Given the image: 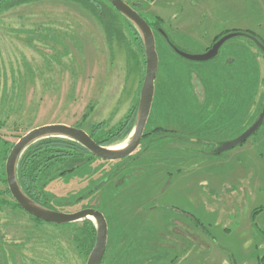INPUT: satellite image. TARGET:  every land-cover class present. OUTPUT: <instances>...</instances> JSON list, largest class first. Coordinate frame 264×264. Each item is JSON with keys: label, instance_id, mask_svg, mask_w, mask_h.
<instances>
[{"label": "rangeland", "instance_id": "rangeland-1", "mask_svg": "<svg viewBox=\"0 0 264 264\" xmlns=\"http://www.w3.org/2000/svg\"><path fill=\"white\" fill-rule=\"evenodd\" d=\"M12 1L0 6V264H86L72 236L82 221L56 226L30 217L9 193L7 158L22 136L46 124H81L88 133L95 123L119 128L139 106L145 53L127 24L122 35L109 33L78 0L9 7ZM127 1L145 2L142 16L195 54L229 30H252L264 40V0ZM157 37L160 69L148 136L124 171L95 162L105 165L98 178L113 179L74 211L86 202L102 208L110 236L105 264H262L264 123L242 144L216 149L261 113L264 59L255 58L254 76L248 60L258 52L239 35L227 40L222 58L194 62L200 71L188 72ZM228 59L237 65L227 66ZM234 74L243 76L238 85ZM84 185L55 182L50 190L62 197Z\"/></svg>", "mask_w": 264, "mask_h": 264}, {"label": "trees", "instance_id": "trees-1", "mask_svg": "<svg viewBox=\"0 0 264 264\" xmlns=\"http://www.w3.org/2000/svg\"><path fill=\"white\" fill-rule=\"evenodd\" d=\"M6 1L9 0H3L0 2V6ZM13 1L9 7L33 0ZM78 1L90 7V9L95 14L98 13L103 24L107 26L109 33L111 31H118L119 34L122 35V28H124V26L127 24V27L129 26L128 28L130 30V34L132 32V34L138 40L142 52L145 53V47L136 26L122 13L117 11L110 2L108 3L106 0H94L97 1L99 5H101L100 11L102 12V15H100L94 5L93 0ZM119 20H121V22H119ZM123 37H125V35H123ZM136 114H128L125 121L119 125V128H112L113 130L101 128V123L92 124L90 129L91 132L89 134L102 146L105 145L115 147L120 145L126 141V138L134 130L137 118ZM131 115H133V119L130 121ZM76 127L82 128L81 124L76 125ZM158 128L161 129L162 127L158 126ZM147 136V132H145L142 142L145 141ZM153 139L155 138L153 137ZM133 156L134 154H131L127 156V158L115 159V161L101 159L93 153H90L82 144L69 138L48 137L36 141L25 150L18 162L17 176L19 183L25 193H27L29 197L34 199L39 204L57 211L74 212V210H76L74 209L75 206L81 204L83 201H89L93 194L97 195L98 191H101L100 189H102L105 185L100 187L98 185L104 179L108 178V181L113 179L110 174L104 175L103 178H98L96 176L98 172H102L105 168V165L103 167L102 164H95L97 160H101L103 162L105 161L106 163L111 164V166H115L111 168H114L115 171L117 169L120 172L129 168L132 165V162L136 161L137 156L135 155L134 159ZM121 162L122 164H120ZM81 181H83L85 184L81 187V190L70 193L68 196L66 195L60 197L50 190V186L55 182H61L63 186H69L74 182ZM67 198L72 200H65ZM102 200L103 199H101V204ZM89 204L90 202L83 204V206H85L84 208L92 207ZM94 207L102 211L100 206L97 205ZM35 220L38 219L35 218ZM68 225H76V222L60 226ZM96 231V224L90 219H84L82 221V225H76L75 230L72 233V236L75 239L76 247L82 250L87 257L95 247L94 245L97 236ZM261 261V263L264 264V255L262 256ZM102 264H105V259L103 260Z\"/></svg>", "mask_w": 264, "mask_h": 264}, {"label": "water", "instance_id": "water-1", "mask_svg": "<svg viewBox=\"0 0 264 264\" xmlns=\"http://www.w3.org/2000/svg\"><path fill=\"white\" fill-rule=\"evenodd\" d=\"M3 0H0L2 2ZM110 3L115 7L117 11L122 13L130 22H132L138 33L141 35L143 45L145 47L146 57V74L144 77V83L141 89L139 98V106L137 109V118L134 126V130L130 134V139L126 142V145L121 148L110 147L99 144L95 141L90 134L82 129L71 126L69 124L57 123V124H46L37 127L29 131L26 135L22 136L16 144L12 147L11 152L6 162V178L9 190L13 198L17 201L19 206L31 216L51 224L64 225L72 222L83 221V219H93L96 224V242L95 247L88 256L86 264H102L105 259L107 251V243L109 239V224L102 211L97 208L87 207L82 210L74 212H62L47 208L38 202L34 201L31 197L25 193L22 186L19 183L17 176L18 162L25 152V150L33 143L38 140L48 137H63L69 138L75 142L82 144L90 153H93L97 157L106 160L115 161V159H124L127 156L136 152L142 142V138L146 132L147 124L151 117L152 108L154 105V99L156 95V78L158 74V66L160 56L158 55L156 36L153 31V27L147 22L146 18L140 15L133 6L129 5L125 0H109ZM159 31L166 36L163 29L159 27ZM244 35L243 32H235L227 34V36L221 38L216 44L205 51L202 54H189L184 51H179V55L189 58L197 62L210 61L216 58L220 48L230 38ZM167 37V36H166ZM260 47L264 50V46L258 42ZM258 118L254 121L249 128H247L241 136L227 142L220 143V146L216 149V152L220 153L225 150L232 149L233 147L242 144L248 138L253 136L255 132L264 123V107ZM189 139V138H188ZM191 141H200L190 139ZM106 180V179H105ZM104 180V181H105ZM104 181L98 186H102ZM1 235V231H0Z\"/></svg>", "mask_w": 264, "mask_h": 264}, {"label": "flooded vegetation", "instance_id": "flooded-vegetation-1", "mask_svg": "<svg viewBox=\"0 0 264 264\" xmlns=\"http://www.w3.org/2000/svg\"><path fill=\"white\" fill-rule=\"evenodd\" d=\"M108 3L110 2L109 0H106ZM129 5H131L127 0H125ZM146 5V3L144 2V3H142V2H134L131 6H133V8L136 10V11H138L139 13H140V15H142V13L144 12V6ZM145 7H148V5L147 6H145ZM146 18V17H145ZM147 20V19H146ZM147 22H149L150 23V25L153 27V31H154V33H155V36H156V43H158V41H157V39H158V37L157 36H161V38L163 39V42H164V44H166V46L169 48V51H170V53L171 54H173L172 56H175V58H176V60L178 61V60H180L181 62H182V64H184L183 66L184 67H187V71L188 72H190V71H200V68L198 67V66H195V65H193V64H195L194 62H197V61H192V60H190L189 58H187V57H184L183 55H179V53H178V50L179 51H184V52H187V53H189V54H195V53H192V52H190L187 48H186V46H184L183 44H180V43H178L175 39H174V36H173V33L172 32H170L169 30L170 29H164V28H162L163 29V31H164V33L166 34V36L165 35H163L160 31H159V27L158 26H154L153 25V23L151 22V21H149V19L147 20ZM232 30H229V31H227V32H225V33H223V34H217L216 35V37H215V39H214V43H212L210 46H208L207 48H206V50L205 51H207V50H209L210 48H212L215 44H216V42L218 41V40H220L221 38H223V37H225V36H227V34H230V33H235V32H231ZM239 32H243L244 33V35L243 36H245V37H247V39L249 40V41H252V45L251 46H253L256 50H257V52L258 53H256L255 54V57L253 56V57H251L250 59H252V60H248V64L251 66V68H250V70H251V72H252V74L254 73V76H256V77H259V75H258V64H257V62H256V59L257 58H259L260 57V55H262V59H264V50L260 47V45H259V43L258 42H260L263 46H264V40H260L259 39V37H258V35L259 34H257L256 32H254V31H252V30H250V31H239ZM239 32H237V33H239ZM226 43H227V41H226ZM225 43V44H226ZM225 44L220 48V50H219V52H218V55L216 56V58L215 59H213V60H210V62H216V60H218V59H220V58H222V56H223V47L225 46ZM204 51V52H205ZM172 58H174V57H172ZM256 58V59H255ZM252 61H253V64H252ZM232 62L234 63V62H236V65H237V61H236V59H235V61H231V63H230V59H228V60H226V65L228 66V65H232ZM160 63V62H159ZM190 66H192V68L190 67ZM238 68H239V71L240 72H242L245 76H246V72H244V66H243V64H241V62L240 63H238V66H237ZM158 68H159V66H158ZM160 69V68H159ZM225 69V68H224ZM159 71V70H158ZM228 71L227 70H225V73H227ZM249 73H250V71H249ZM236 74V73H235ZM234 74V75H235ZM249 75V74H248ZM251 75V74H250ZM249 75V76H250ZM157 76H158V74H157ZM236 76V75H235ZM241 77H243V76H239V75H237L236 77H235V80H234V82L238 85V84H240L241 83ZM244 82V81H243ZM263 108H261L260 110H261V112L263 111L262 110ZM260 115V114H259ZM258 118V117H257ZM262 126H264V124L262 125ZM260 127L255 133H257L258 131H260L263 127ZM8 190H9V187H8ZM9 193L11 194V192H10V190H9ZM11 196H12V194H11ZM13 197V196H12ZM34 200V199H33ZM16 201V200H15ZM35 201V200H34ZM17 202V201H16ZM18 204V203H17ZM18 206H19V204H18ZM20 207V206H19ZM21 208V207H20ZM22 209V208H21ZM54 210V209H53ZM26 212V211H25ZM27 213V212H26ZM28 214V213H27ZM30 217H32L33 219H35V217H33V216H31L30 214H28ZM39 220V219H38ZM42 222H44V221H42ZM44 223H47V222H44ZM51 224V223H50ZM53 225H58V224H53ZM0 231H1V228H0ZM1 235H2V233H1ZM1 235H0V237H1ZM164 234H161V236H163ZM23 264H29L28 262H26V261H24L23 262Z\"/></svg>", "mask_w": 264, "mask_h": 264}, {"label": "crops", "instance_id": "crops-1", "mask_svg": "<svg viewBox=\"0 0 264 264\" xmlns=\"http://www.w3.org/2000/svg\"><path fill=\"white\" fill-rule=\"evenodd\" d=\"M161 234H162V232L160 233V235H161ZM151 244H152V246L156 247V244H155V243H154L155 245H154L153 243H151ZM157 244H159V243H157Z\"/></svg>", "mask_w": 264, "mask_h": 264}, {"label": "bare ground", "instance_id": "bare-ground-1", "mask_svg": "<svg viewBox=\"0 0 264 264\" xmlns=\"http://www.w3.org/2000/svg\"><path fill=\"white\" fill-rule=\"evenodd\" d=\"M124 147V146H123ZM117 148H121V145H118Z\"/></svg>", "mask_w": 264, "mask_h": 264}]
</instances>
